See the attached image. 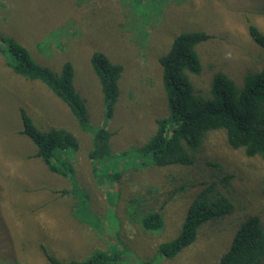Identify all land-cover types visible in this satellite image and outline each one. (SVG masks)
Segmentation results:
<instances>
[{"label": "rangeland", "instance_id": "1", "mask_svg": "<svg viewBox=\"0 0 264 264\" xmlns=\"http://www.w3.org/2000/svg\"><path fill=\"white\" fill-rule=\"evenodd\" d=\"M251 26L264 35V0H0V37L54 74L72 65L89 127L82 130L45 85L15 74L0 53V264H49L44 251L60 262L114 251L116 264H216L248 216H258L264 232V162L229 147L224 130L204 133L192 164L158 167L140 151L156 121L169 117L158 59L173 39L209 36L195 48L200 73L186 74L194 95L207 100L215 73L240 89L247 74L264 68ZM93 52L122 66L109 120ZM21 108L38 129L76 137L77 148L61 153L70 166L65 176L34 156L21 133ZM99 127L111 133L106 153L94 151ZM212 183V195L229 200L232 212L203 223L192 244L165 259L159 247L180 234L190 203ZM154 212L161 226L144 228L142 219Z\"/></svg>", "mask_w": 264, "mask_h": 264}, {"label": "trees", "instance_id": "2", "mask_svg": "<svg viewBox=\"0 0 264 264\" xmlns=\"http://www.w3.org/2000/svg\"><path fill=\"white\" fill-rule=\"evenodd\" d=\"M251 40L264 48V35L254 26L249 27ZM208 35L199 32L181 33L171 44L169 51L158 59L161 81L165 92L169 117L156 121L153 137L143 145L141 152L150 156L156 166L192 164L198 153L204 133L208 130L225 131L226 142L232 149H243L247 157H260L264 162V68L247 74L243 85L237 89L222 72L213 75L210 97H196L187 73L199 74V57L195 48L207 40ZM1 45H4L3 49ZM0 53L6 65L15 74L39 81L67 106L82 130H87L88 115L85 100L73 86V67L62 65L58 74L35 64L29 51L11 37H0ZM92 73L99 82L103 97L104 117L113 116L118 101V79L122 66L112 63L104 54L93 52L90 57ZM21 133L35 146L34 156L53 173L65 176L69 169L67 150H75L78 142L74 135L63 129L40 130L27 112L20 109ZM111 133L99 127L93 133L94 151L106 153ZM58 163L54 160L55 153ZM58 164V165H57ZM62 165V168L60 167ZM214 183L203 188L190 203L180 234L161 245L158 253L165 259L175 257L192 244L197 231L208 220H216L232 212V204L225 197L212 195ZM162 219L157 212L142 219L144 228L158 229ZM49 264H116L119 254L114 251H97L83 261L60 262L44 251ZM264 262V232L260 218L248 216L237 228L229 248L216 264H262Z\"/></svg>", "mask_w": 264, "mask_h": 264}, {"label": "crops", "instance_id": "3", "mask_svg": "<svg viewBox=\"0 0 264 264\" xmlns=\"http://www.w3.org/2000/svg\"><path fill=\"white\" fill-rule=\"evenodd\" d=\"M35 84H37V83H35ZM53 101H60L59 99H55V98H53L52 99ZM61 102V101H60ZM62 105H63V103H61ZM53 106H56L54 103H53ZM70 111V110H69ZM71 113V112H70ZM29 115V114H28ZM29 117L31 118V116L29 115Z\"/></svg>", "mask_w": 264, "mask_h": 264}]
</instances>
